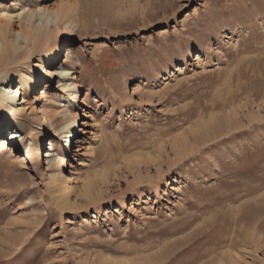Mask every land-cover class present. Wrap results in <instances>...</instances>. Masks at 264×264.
I'll use <instances>...</instances> for the list:
<instances>
[{"label":"rangeland","instance_id":"374dc122","mask_svg":"<svg viewBox=\"0 0 264 264\" xmlns=\"http://www.w3.org/2000/svg\"><path fill=\"white\" fill-rule=\"evenodd\" d=\"M27 3L62 15L33 19L53 39L0 66V78L12 68L32 82L18 102L25 140L41 144L37 168L8 141L19 103L3 105L0 264L133 263L182 242L159 264H264V0ZM21 5L0 0V16ZM53 45V72L70 46L79 85L68 153L53 129L71 117L69 95L54 73L34 82ZM52 140L60 174L41 154Z\"/></svg>","mask_w":264,"mask_h":264},{"label":"bare ground","instance_id":"6f19581e","mask_svg":"<svg viewBox=\"0 0 264 264\" xmlns=\"http://www.w3.org/2000/svg\"><path fill=\"white\" fill-rule=\"evenodd\" d=\"M18 1L22 4L18 9H15L14 11L8 10L6 14L0 16V66H3V67L9 66L12 61H14L15 59H18L20 56H22L25 53L28 55L33 53L35 49L30 46L31 43L34 44L36 41H40V40L50 41L53 39V35L49 32V28H47V25H46L47 23L45 24V26H43L41 23L35 26L33 25V23H35L33 19L37 17L40 20H45L48 23L51 22V20L53 19L56 21V24H58L61 18V15H62L61 9L59 8V6H55L53 8L39 6L37 9H31L30 7L25 9V7H27L28 5L27 0H18ZM14 21H17L20 24H24V26L20 27L19 29H13ZM44 28H47V30H44ZM64 30H65L66 38H68L69 37L68 34L69 32H71L69 30L68 24L65 25ZM25 48H27L26 51L24 50ZM51 48H55V49L51 51ZM65 50L67 53L64 56L65 58L64 63L61 64L60 68H55V72H53V67L56 65V59L58 57L57 48L55 47V45H53L50 47V49L48 48L47 50H44L41 53L42 58L40 60L42 61V64L44 63L43 66H48V67L43 71L42 70L43 68L41 67L42 65H39L40 66L39 68L40 69L42 68V69H41L40 74H35L36 80H34V82L36 83L41 80L42 81L48 80L50 79V76L53 73L54 75L59 76L60 81L62 82L60 84L61 90L67 92V94L69 95L68 101H67L68 110H66V113H64V118L66 114L68 116L69 115L71 116L70 113L72 112H70L69 108L72 105H74L75 102L77 101L76 90L79 86L75 82L76 80H74V77L72 76L73 72L67 69V67L70 65V62H69V59L71 56L70 46H67ZM17 73L19 74L18 76H19V79L21 80V84L16 90H13V88L15 87V83H16L14 79ZM23 76H25L24 73L18 70L9 68L7 69V71L3 72V75L0 78L2 85H4V87L0 89V123L6 120V116L2 115V112H3L2 110H4L3 105L11 106L13 103L18 102L20 99V94H23L22 93V91L24 90L22 88L23 84L26 83L27 85H30L32 83V82H28L27 80L21 79ZM45 86L48 87L49 85H45ZM44 97H46V90L42 89L40 98H44ZM41 110L43 114H46L49 118L52 117L50 114L47 113L45 108ZM22 111H23V108H21V103H19L18 105H16V107L13 108V112L19 116V119H21L22 122H20V126H19L20 129L14 130L15 136L10 137L8 141L12 144L13 147L16 144H20L25 150V159L31 162L32 165L38 168L39 162L37 160V154L39 152L41 144H38L35 141L28 143L25 140L27 138H30L31 129L24 125L23 119L27 118V116H23L21 114ZM75 122H76L75 116H71L69 120L65 121V123H62V125H60L58 128L53 129V136L62 135L60 136V144L63 147L64 152L66 153L69 152V149L72 143L77 142V140L75 141L74 137L78 133L81 132L79 127H75ZM2 125H6V123H3ZM201 127L202 126H200V128L198 127L199 130H202ZM71 128H74V129H71ZM214 129L215 128H213V130ZM4 132H5L4 129L0 130V140L3 139ZM18 134H21V140H17L16 137ZM46 146L48 148L46 151L47 153L45 155H42V157L49 155V157L45 159V162L47 164H50V167H51L50 169L55 168V170H58L59 172L58 174H60V172H63L65 169L67 170L68 162L66 161L65 155H62V156L60 155L57 157V154L55 153L57 145L55 144L54 140L48 141ZM55 176H54V179L57 180ZM72 179L73 178L71 177V175H68L66 182L69 183L71 182ZM67 188L68 190H70L72 187L68 186ZM179 245L177 244L175 245V243L174 244L171 243L166 248L164 247V250H162L161 252H158V254L155 253V255L154 254L153 256L151 255L152 257L150 258H146V259L144 258L145 260L138 259L139 261H136L133 263L126 261L127 263H120V264H159L162 260L167 259L173 252H175V250H177L176 247H178ZM180 246L178 247V249L180 248ZM135 260L137 259H134V261Z\"/></svg>","mask_w":264,"mask_h":264}]
</instances>
